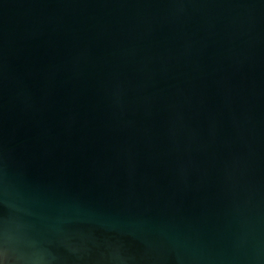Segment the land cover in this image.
I'll use <instances>...</instances> for the list:
<instances>
[{
    "label": "water",
    "instance_id": "95a60500",
    "mask_svg": "<svg viewBox=\"0 0 264 264\" xmlns=\"http://www.w3.org/2000/svg\"><path fill=\"white\" fill-rule=\"evenodd\" d=\"M0 264H264V0H0Z\"/></svg>",
    "mask_w": 264,
    "mask_h": 264
}]
</instances>
